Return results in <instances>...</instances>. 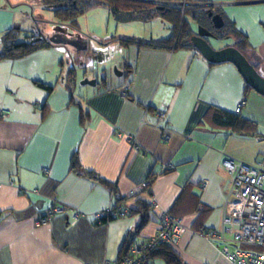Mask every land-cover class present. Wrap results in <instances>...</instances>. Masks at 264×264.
Masks as SVG:
<instances>
[{
    "label": "crops",
    "instance_id": "crops-1",
    "mask_svg": "<svg viewBox=\"0 0 264 264\" xmlns=\"http://www.w3.org/2000/svg\"><path fill=\"white\" fill-rule=\"evenodd\" d=\"M55 8L45 0H0V50L1 38L10 29L21 31L20 41L37 32L52 44L22 58L0 60V264H115L130 241L154 235L162 212L181 218L186 227L172 249L183 264H231L219 254L224 243L207 240L197 231L218 234L222 228L231 184L225 159L264 165V97L246 91L232 64L209 65L195 50L121 45L119 38L124 37L169 38L171 27L159 18L116 22L103 6L86 11L84 21L87 28L95 17L96 25L102 20L116 25L110 44L118 42L122 58L116 62L122 76L92 71L84 77L88 61L76 55L90 53L94 46L68 23L48 21L46 15ZM218 12L223 23L245 37L243 54L264 78V1L228 4ZM154 25L162 30H152ZM204 32L228 40L218 49L235 45L233 35L218 39ZM198 36L207 40L206 35ZM73 69L74 84L69 76ZM84 78L94 79L96 85H80ZM159 110L166 113L159 126L172 132L168 142H162L155 126ZM213 110L254 123L258 136L214 127ZM74 157L82 171L97 178L73 171ZM145 180L149 192L126 203L128 215L92 221L94 214L115 208ZM52 202L71 211L36 225ZM74 212L81 218L72 225ZM224 237L231 240L230 234ZM151 264L163 262L153 258Z\"/></svg>",
    "mask_w": 264,
    "mask_h": 264
},
{
    "label": "built area",
    "instance_id": "built-area-1",
    "mask_svg": "<svg viewBox=\"0 0 264 264\" xmlns=\"http://www.w3.org/2000/svg\"><path fill=\"white\" fill-rule=\"evenodd\" d=\"M257 1L259 0H230L227 3H212L191 0H158L153 4L159 8L177 9L182 16L191 7L219 9L228 4H247ZM122 96L125 97L126 94ZM243 105V101L239 102L236 108L237 113ZM4 116L5 114L1 117ZM155 116V126L161 132V140L168 142L172 132L164 126H159L165 120L166 113L159 110ZM128 139L134 146L133 138ZM223 167L231 175V184L222 208V228L218 234L203 230H199L197 233L207 240L224 243L219 254L231 264H264V165L262 162L247 164L229 158L223 161ZM43 173L48 175V170L43 169ZM148 187V180L134 186L119 205L97 212L92 216V221L102 223L125 217L129 214L126 203L139 194L148 193ZM204 187L205 183L202 184V188ZM151 206L156 207L155 202L152 201ZM67 211H71V209L52 202L49 209L36 219L35 224H49L53 217ZM80 218L81 215L74 212L71 224H76ZM185 231L186 227L182 224L181 218L172 216L168 212H162L159 217L158 229L154 235L140 241H130L126 254L115 264H151L150 254L152 252L160 246L175 248ZM225 234H230L231 240L226 242ZM242 246L246 248H242ZM102 264L112 263L105 260Z\"/></svg>",
    "mask_w": 264,
    "mask_h": 264
},
{
    "label": "trees",
    "instance_id": "trees-1",
    "mask_svg": "<svg viewBox=\"0 0 264 264\" xmlns=\"http://www.w3.org/2000/svg\"><path fill=\"white\" fill-rule=\"evenodd\" d=\"M45 3L56 6L53 13L57 21L68 23L69 26L76 30H78L77 18L89 9L97 6L107 8L116 22H147L154 18H159L171 27V36L166 39L143 40L130 37L119 38V43L125 47L133 45L137 48L161 49L168 51L191 49L197 52L190 41L191 37L195 35L191 29L190 22L209 31L218 39H223L227 35H233L236 38V42L235 45L231 47L236 48L242 54L244 48L247 47L245 37L240 34L232 24L223 23V26L220 29L212 27L211 18L208 16L209 12L213 15L218 14L222 18L218 9L215 8L191 7L181 16V13L177 9L159 8L151 3L133 0H45ZM20 35L21 31L19 29H10L3 34L1 38L2 46L0 50V60L22 58L37 50L49 48L52 45L49 40L37 32L26 36L25 41L19 40ZM247 61L257 70L256 65L251 63L248 59ZM208 64L213 65L210 63ZM69 76L74 84V69L69 71ZM45 88L48 91L51 90V87L46 86ZM247 90H251L248 85H246V91ZM244 101L245 99H243V102ZM211 122L214 127L229 130L236 135L258 136L256 133V125L241 118L237 114H231L221 110H213L211 114ZM71 169L77 173L80 171L78 174H83L92 178L94 177L95 179L97 178L89 172L82 171L76 157H74L71 162ZM141 206L142 209H146V206L142 204ZM146 220L147 216L144 214L143 223L146 222ZM125 250H127V247ZM153 258L161 260L163 264H183L177 254L167 246H160L152 252L150 254V259Z\"/></svg>",
    "mask_w": 264,
    "mask_h": 264
},
{
    "label": "rangeland",
    "instance_id": "rangeland-1",
    "mask_svg": "<svg viewBox=\"0 0 264 264\" xmlns=\"http://www.w3.org/2000/svg\"><path fill=\"white\" fill-rule=\"evenodd\" d=\"M87 13V12H85ZM84 14L80 15L77 19V25H78V30L75 31L76 34H78V37H80L82 35L83 41H89L91 46H94V48H90V53L89 52H79V55H76V57L78 58H85L88 61V64L86 66L87 72L84 75L82 70H79V77H90L92 75V71H97V73H108V75L110 77H114V67H116V69L118 71H121V67H119V65L117 64V59L122 58V54H120L119 52V47L117 45V41L116 43H114V45L110 44V41H114V40H110V37L113 36L114 34V29H115V24L113 22H109L107 24V20H102V23L99 25H96L97 20L95 17L94 23L90 24L87 28V23L84 21ZM47 20L51 21V19H54V13H49L48 15H46ZM82 17V18H80ZM159 22V21H158ZM67 29H70L73 31V29H71V27H65ZM156 28L161 31L162 29H160L157 25V27H155V25L152 27V30H156ZM95 29V30H94ZM191 29L193 31L194 34L198 35L199 33L202 35H206L205 38H207V41L209 42V44L211 45V47L213 49H218V47L223 46L224 44L227 43L228 40H217L214 39L210 36H208L207 34H205L204 32V28L198 27L197 25L191 23ZM63 31H65V34H69L68 31H66V29H64ZM78 31V32H77ZM80 32V33H79ZM70 35V34H69ZM71 37V36H70ZM102 37H106V39H109V43L105 44L107 40H101L103 39ZM214 40V41H211ZM104 44V45H102ZM120 46V45H119ZM95 50L94 51L92 50ZM72 50V49H71ZM73 51V50H72ZM73 66L75 64H72ZM95 69V70H94ZM81 82V81H80Z\"/></svg>",
    "mask_w": 264,
    "mask_h": 264
},
{
    "label": "water",
    "instance_id": "water-1",
    "mask_svg": "<svg viewBox=\"0 0 264 264\" xmlns=\"http://www.w3.org/2000/svg\"><path fill=\"white\" fill-rule=\"evenodd\" d=\"M208 16L211 18L213 28L220 29L223 26V21L220 15H213L209 12ZM190 41L200 56L208 63L213 65L222 63L232 64L242 77L245 84L253 91L264 97V78L247 61L245 56L239 50L231 46L215 50L211 47L207 40L196 34L191 37ZM114 74L117 77L122 76V72L118 71L116 68H114ZM80 85L95 86L96 81L94 79L89 80L84 78L81 80Z\"/></svg>",
    "mask_w": 264,
    "mask_h": 264
}]
</instances>
